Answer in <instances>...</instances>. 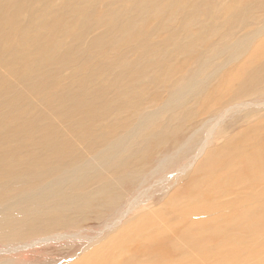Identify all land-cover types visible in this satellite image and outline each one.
<instances>
[{
  "label": "bare ground",
  "instance_id": "6f19581e",
  "mask_svg": "<svg viewBox=\"0 0 264 264\" xmlns=\"http://www.w3.org/2000/svg\"><path fill=\"white\" fill-rule=\"evenodd\" d=\"M3 1L0 16L7 8ZM228 2L212 29L220 46L200 62L185 85L172 93L166 91L146 115L108 138L100 137L92 127L111 109L103 102L102 92L88 91L97 70L73 86L58 82L59 93L51 92L61 70L82 58L87 49L63 44V54L49 59L42 69L29 66L10 71V75L1 72L0 223H5L7 230L15 229L17 236L56 232V237H63L62 225H47L68 224V214L82 206L115 205L120 194L111 196L112 192L137 165L145 164L151 149L137 161L124 162L122 154L133 146L143 125L158 116L165 102L179 117L176 125L181 126L217 107L224 109L222 117L264 108V31L257 36L264 27V0ZM257 16L260 27L245 32L237 29ZM62 23L61 16L49 26L47 36L55 38ZM13 25L0 22V30ZM74 41H82V33ZM14 43L10 39L5 48L0 47V61L6 66L12 63L9 54ZM145 50L153 53L157 46L147 44ZM195 58L191 54L179 61L168 80L186 73ZM218 72L224 74L213 83ZM26 91H44L45 108L27 106ZM245 92L242 98L240 94ZM75 97L78 101L70 104L69 98ZM193 97L195 106L180 113L182 106L190 107ZM256 97L259 101L228 103ZM54 115L57 119L51 117ZM63 120L70 124L77 142L60 134L58 121ZM213 141L206 142L192 171L168 196L166 208L142 210L125 223L115 224L106 239L92 242L71 264H264V122L247 129L243 125L237 135L228 130L223 144L203 156ZM81 148L82 153L75 152Z\"/></svg>",
  "mask_w": 264,
  "mask_h": 264
},
{
  "label": "rangeland",
  "instance_id": "374dc122",
  "mask_svg": "<svg viewBox=\"0 0 264 264\" xmlns=\"http://www.w3.org/2000/svg\"><path fill=\"white\" fill-rule=\"evenodd\" d=\"M228 1L231 0H4L7 8L0 22L11 21L14 25L0 30V47L5 48L10 39L15 43L9 54L12 63L6 66L0 61V74L10 75V71L29 66L42 69L49 59L63 54V44L87 49L82 58L61 70L58 80L50 86L51 92L59 93L58 82L73 86L91 70H97L88 91L102 92L103 102L111 109L92 127L100 137L108 138L115 130L146 115L166 91L172 93L185 85L200 62L220 46L221 40L212 34V29L221 20L219 12ZM61 16L64 20L61 31L55 38L47 36L49 26ZM260 26L261 19L257 16L237 29L245 32ZM263 31L264 27L257 36ZM79 33L82 41H74ZM147 44H155L157 50L147 53ZM191 54L196 55L192 66L170 82V72ZM243 57L244 54L239 61ZM223 74L218 72L213 83ZM14 85L21 86L18 82ZM25 96L27 106L45 108L44 91H26ZM240 96L244 98L246 92ZM261 96L264 98V93ZM77 101V97L69 98L70 104ZM248 101L259 99L228 103ZM196 103L193 97L190 107L182 106L180 113L190 111ZM221 108L203 110L191 123L181 126L176 125L177 114L166 102L162 104L158 116L143 125L133 146L122 154L124 162L137 161L145 150L151 149L145 164L137 165L112 192L111 196L120 194L115 205L82 206L76 213L68 214L71 217L68 224L47 225H62L63 237H56V232L17 236L15 229L7 230L5 223H0V263L71 264L92 242L106 239L115 224L125 223L142 210L166 208L168 196L192 171L208 140L214 139L203 156L223 144L228 130L233 129V135H237L243 125L247 129L256 122H264L263 107L230 112L225 117ZM51 117L57 119L55 115ZM58 123L60 134L77 142L68 121ZM71 196L67 194L68 198ZM48 235L53 236L51 240L40 242Z\"/></svg>",
  "mask_w": 264,
  "mask_h": 264
}]
</instances>
